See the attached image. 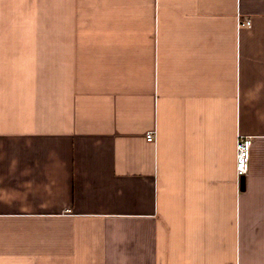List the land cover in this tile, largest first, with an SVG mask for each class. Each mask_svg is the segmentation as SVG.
I'll use <instances>...</instances> for the list:
<instances>
[{
	"label": "crops",
	"instance_id": "0c3cea01",
	"mask_svg": "<svg viewBox=\"0 0 264 264\" xmlns=\"http://www.w3.org/2000/svg\"><path fill=\"white\" fill-rule=\"evenodd\" d=\"M0 264H264V0H0Z\"/></svg>",
	"mask_w": 264,
	"mask_h": 264
},
{
	"label": "built area",
	"instance_id": "2783aa9c",
	"mask_svg": "<svg viewBox=\"0 0 264 264\" xmlns=\"http://www.w3.org/2000/svg\"><path fill=\"white\" fill-rule=\"evenodd\" d=\"M252 22L250 19L239 20L237 28L239 31L242 29H250ZM148 142L154 141V134L149 133L147 136ZM253 140L251 138H239L237 142V160H236V172L239 178L245 177L250 170L251 148Z\"/></svg>",
	"mask_w": 264,
	"mask_h": 264
}]
</instances>
